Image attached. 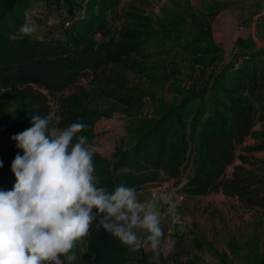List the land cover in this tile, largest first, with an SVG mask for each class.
<instances>
[{"label": "trees", "instance_id": "obj_1", "mask_svg": "<svg viewBox=\"0 0 264 264\" xmlns=\"http://www.w3.org/2000/svg\"><path fill=\"white\" fill-rule=\"evenodd\" d=\"M109 2L88 0L83 17H76L70 8L72 22L60 36L39 39L21 29L30 1L4 0L0 11V91L11 97L13 108L0 112V136L7 137L0 146V189H10L15 181L11 163L21 150L12 135L27 128L33 115H47L51 100L53 113L62 117L54 123L64 127L82 121L87 127L78 135H85L91 145L94 124L107 113L88 107L86 90L79 83L98 78L108 65L122 62L136 48L110 33L109 21L102 16ZM256 54L234 55L200 89L188 92L177 106L149 124H127L128 140L123 146L108 159L93 155L98 186L112 191L125 184L138 192L146 184L179 179L190 162V173L181 189L186 196L220 191L237 198L245 208L264 210V175L255 176L236 165L229 177L224 176L256 118L253 92L250 97L232 92L237 74ZM243 56L247 59L235 67ZM81 239L85 250L80 264H128L130 246L99 226L98 220ZM206 249L213 251L210 245Z\"/></svg>", "mask_w": 264, "mask_h": 264}, {"label": "rangeland", "instance_id": "obj_2", "mask_svg": "<svg viewBox=\"0 0 264 264\" xmlns=\"http://www.w3.org/2000/svg\"><path fill=\"white\" fill-rule=\"evenodd\" d=\"M29 1L30 5L44 3L45 19L48 22L56 19L57 28L60 26L61 30L64 21L61 17L65 12L68 15L70 8L76 14L80 12L81 17L85 15L80 0ZM109 1L102 16L109 21L110 33L134 43L136 48L122 62L108 65L98 78L82 79L79 83L86 90L88 107L107 113V117L95 122L91 142L94 153L108 155L102 156L106 159L127 142V124H149L166 110L177 106L188 92L200 89L226 63L209 34L211 15L219 6L216 1ZM3 2L0 0V11L4 9ZM14 14L20 16L16 11ZM232 88L234 95L241 97H250L253 92L252 100L257 111L250 134L237 147L235 162L227 167L224 176L229 177L233 167L241 165L245 171L261 177L264 175V49L253 57L243 72L237 74ZM49 106L53 112L52 100ZM12 108L11 97L0 91V112ZM6 141L7 137L0 136V146ZM190 168L189 162L179 179H169L172 184L169 183L166 197L147 207L159 214L164 230L158 264L159 260L172 263L178 247L185 250L184 242L192 233L197 239L196 246L202 244V247L197 246L189 264H264L263 209L245 208L237 198L227 197L220 191L204 196H186L180 205L168 209L170 190L182 189ZM139 232L141 236L147 235L144 230ZM167 240L174 243V249L163 257L161 249ZM207 245L213 251L207 250ZM139 252L143 258L145 256L142 264H157L154 259L157 252L147 241L138 250L130 249L128 264L141 263ZM187 257L180 264H187ZM62 259L65 264L66 259Z\"/></svg>", "mask_w": 264, "mask_h": 264}, {"label": "clouds", "instance_id": "obj_3", "mask_svg": "<svg viewBox=\"0 0 264 264\" xmlns=\"http://www.w3.org/2000/svg\"><path fill=\"white\" fill-rule=\"evenodd\" d=\"M34 25L21 26L28 33ZM60 115H33L11 137L18 151L11 163L15 181L0 189V264H64L98 220L107 232L134 250L150 242L158 253L164 230L160 216L138 199L134 186L109 191L94 175L95 149L80 120L59 127ZM22 152V154H21ZM3 167V160H0ZM139 230L147 235L141 236Z\"/></svg>", "mask_w": 264, "mask_h": 264}, {"label": "crops", "instance_id": "obj_4", "mask_svg": "<svg viewBox=\"0 0 264 264\" xmlns=\"http://www.w3.org/2000/svg\"><path fill=\"white\" fill-rule=\"evenodd\" d=\"M219 3L218 9L211 15L209 23V34L212 42L219 49L222 54L223 61L227 62L233 58L234 55H248L251 53H259L264 49V0H214ZM45 4L44 3H31L29 9L25 12V24L34 25V30L28 32L33 37L42 39L44 37H58L61 34V27L57 28L56 19H51L49 22L45 19ZM54 15L53 13L51 16ZM61 18L66 21L65 17ZM79 15V13H77ZM63 21V22H64ZM242 28V29H240ZM104 156V155H102ZM108 157V155L104 156ZM172 180L163 182H154L144 185L138 191V199L143 202L146 207L149 204L157 202L158 199L163 200L166 196V190L169 188V183ZM172 184V183H171ZM170 184V185H171ZM141 231V230H139ZM140 234V232H139ZM188 241L184 242L185 250L181 246L177 249V254L173 260V264H180L185 257L190 263L191 257L195 253L196 236L192 233L188 235ZM204 247V246H203ZM130 249L127 253L129 263ZM85 250V242L80 238L76 241L72 252L75 256V263L80 264V256ZM194 250V251H193ZM142 264L143 256L139 252ZM191 256V257H190ZM67 261V260H66ZM145 261V259H144ZM161 261V262H160ZM159 264H169L159 260ZM170 263V264H172ZM184 263V262H183ZM65 264H71L67 261ZM154 264V263H144Z\"/></svg>", "mask_w": 264, "mask_h": 264}, {"label": "built area", "instance_id": "obj_5", "mask_svg": "<svg viewBox=\"0 0 264 264\" xmlns=\"http://www.w3.org/2000/svg\"><path fill=\"white\" fill-rule=\"evenodd\" d=\"M87 2L88 0H80L82 13L84 12V6L87 4ZM77 16H80V12H79V15L76 14V17ZM71 22H72V19L68 18L66 21L63 22V28L68 27L71 24ZM246 59H247V56L240 57L235 63V67H238ZM167 197L169 199L168 209L172 210L173 208L177 207L178 205H180V203L184 201L186 195L183 192H181V190L172 189L170 190V193L168 194ZM173 249H174V243L170 240L169 241L167 240L162 246L161 255L163 257H166L169 253L173 251Z\"/></svg>", "mask_w": 264, "mask_h": 264}]
</instances>
